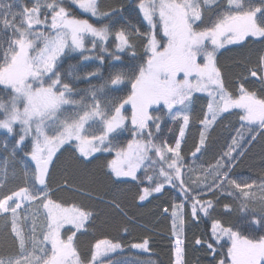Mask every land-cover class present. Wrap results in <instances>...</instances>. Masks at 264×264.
I'll use <instances>...</instances> for the list:
<instances>
[{"label": "snow or ice", "instance_id": "6c2138e0", "mask_svg": "<svg viewBox=\"0 0 264 264\" xmlns=\"http://www.w3.org/2000/svg\"><path fill=\"white\" fill-rule=\"evenodd\" d=\"M68 5L95 22L76 18ZM138 8L140 26L120 15V9L101 11L99 0H33L31 6L24 0L0 2V130L13 138L10 155L15 159L17 151L22 153L24 166L22 186L4 192L0 181V218L14 249L0 254V264H113L106 258L122 243L97 239L82 256L75 237L86 229L93 212L58 202L54 193L68 190V182L54 190L49 181L55 158L65 147L73 161L84 166L97 154H111L112 140L128 129L126 105H131L133 139L107 161L106 174L144 185L137 176L144 169L147 184L139 189V201L169 187L177 193L171 203L173 235L178 234L177 222L185 223L189 208L193 220L210 219V235L197 237L195 244L204 247L215 264H264V175L251 183L233 176L237 157L264 138V96L245 87L250 78L264 85V52L231 88L217 61L225 44L249 37L264 41V0H139ZM138 47L143 48L140 56ZM76 52L79 61L63 69V60ZM125 53L129 61L140 63L125 64ZM109 57L106 78L100 67H89L94 61L104 65ZM99 78L103 83H91ZM83 81L88 87L77 88ZM128 85L126 96L112 95ZM195 93H207L208 102L199 119L202 130L193 159L206 146L208 130L225 113L238 110L240 128L213 164L192 168L195 176L185 180L182 142ZM164 115L182 121L174 146L160 138ZM4 150L9 151L7 140ZM7 163L5 157V171ZM230 198L238 219L213 218L217 205ZM233 210V204L224 203L219 215L230 216ZM175 244V264H181L182 241ZM148 245L144 238L131 247L147 251Z\"/></svg>", "mask_w": 264, "mask_h": 264}, {"label": "trees", "instance_id": "16d2710c", "mask_svg": "<svg viewBox=\"0 0 264 264\" xmlns=\"http://www.w3.org/2000/svg\"><path fill=\"white\" fill-rule=\"evenodd\" d=\"M24 3L31 6L33 0H24ZM99 3L101 11H108L111 8L120 9V15L137 26H140V22L143 21L142 14H140L138 8L139 0H99ZM68 7L76 18H85L90 23L95 22V18L88 13L78 11L75 5H68ZM146 27L145 22L141 30ZM3 35L7 36L8 33L4 32ZM88 39L91 40V37ZM109 46L111 47V41ZM86 47H90L87 42ZM262 52H264V41L251 37L240 43L225 44L223 48L218 50V67L222 70L225 83L229 88L232 87V83L241 74H246L247 68L255 64ZM85 54L94 55L95 53ZM142 54L143 48L138 47L137 55L140 56ZM127 57L128 54H123L125 64L138 65L140 63L138 59L129 61ZM79 59V53H71L69 57L63 60L62 68L67 69L69 64H76ZM111 63L112 61L109 57L104 65L94 61L89 67H100L103 78H106L110 71L108 65ZM80 70V68L76 69V71ZM103 78L92 80L91 83L97 85L103 83ZM76 86L83 89L88 87V82H78ZM245 87L264 96V85L255 78H250L245 83ZM130 90L131 87L128 85L120 93H113L112 95L126 96ZM194 96V102L190 106L191 122L185 129V137L182 142V155L187 161V167L183 170L185 171V180H188L190 175L195 176L192 173V168H200L201 166L206 168L213 164L227 150L232 137L236 135L235 130L240 128V121L236 114L238 110H234L232 114L225 113L223 118L219 119L208 130L206 146L202 149V153L197 154V158L193 159L191 153L195 151V146L199 142L200 131L202 130L199 119L203 118L208 102L206 93H195ZM125 107L127 108L125 114L129 117L127 121L128 129L112 140L111 143L114 148L111 154H97V159L84 166L75 163L70 151L65 147L63 151L57 154L55 164L52 166L50 186L55 190L58 185H63L65 181L68 182V190L61 188L55 191L54 199L58 202L63 201L65 206L75 205L93 212V218L87 224L86 229L77 232L75 237V244L79 252L82 256L86 255L95 240L108 238L122 243V248L119 251L106 258V260H111L113 264H175V242L180 239L182 241L181 264H215L206 249L195 244L197 237H203L206 233L210 235V219L193 220L189 208L185 213V223L181 226L177 222L175 231L178 234L173 235L171 203L176 199L177 193H174L169 187L163 194H154L145 201H139V189L147 184L144 169L137 171V176L140 179H144V185H140L138 181H132L130 177L120 178V181H117L115 177L106 174L105 165L107 161L115 158L116 150L121 147L126 148L128 141L133 138L130 131L132 127L130 123L131 108L129 105ZM152 114L154 116L161 115L158 112H153ZM179 123H182V121ZM179 123L164 115L160 138L167 140L174 146L175 138L179 135ZM242 131L247 135L246 130L242 129ZM6 140L9 151L4 150ZM13 144V138L8 136L4 130H0V181L4 182V192L14 190L18 186H22L24 182V166L20 162L22 153L17 151V155L13 159L10 155ZM28 144L30 146V139ZM244 151L245 154L243 156L237 157L233 176L251 183L253 179L259 180L264 175V138H258L253 144L246 147ZM5 157H8L6 171ZM149 174H151L150 170ZM224 203L233 204L234 210L230 216L219 215L223 211ZM115 204H119L120 207L116 208ZM165 207L169 208L167 213L164 212ZM235 209L236 202L234 198H230L222 200L217 205L216 211L212 212L211 215L213 218L223 219L226 222H235L239 216V212ZM29 224H31V221H29ZM125 229H127V232H125ZM248 234L253 233L250 232ZM144 238L149 239L147 251L131 247L133 243H140ZM12 251L14 249L11 246V241L5 236V221L0 218V254ZM223 251L226 253V248ZM219 258L217 256V259Z\"/></svg>", "mask_w": 264, "mask_h": 264}, {"label": "rangeland", "instance_id": "374dc122", "mask_svg": "<svg viewBox=\"0 0 264 264\" xmlns=\"http://www.w3.org/2000/svg\"><path fill=\"white\" fill-rule=\"evenodd\" d=\"M78 9V8H77ZM78 11H80L79 9H78ZM80 12H82V11H80ZM82 13H84V12H82ZM82 19V18H81ZM85 19V18H84ZM90 22V21H89ZM76 53H78V52H76ZM207 94V93H206ZM130 106V108H131V105H129ZM155 107V106H154ZM131 123V122H130ZM133 139V138H132ZM31 141V140H30ZM127 148V147H126ZM125 148V149H126ZM120 249H118L117 251H119ZM116 251V252H117ZM115 253V252H114ZM114 253H110V254H108V256H110V255H112V254H114ZM177 259V257H176V255H175V260ZM180 259H181V257H180Z\"/></svg>", "mask_w": 264, "mask_h": 264}]
</instances>
